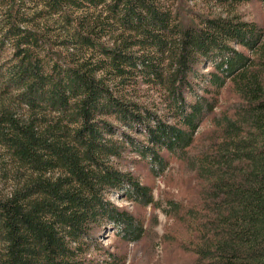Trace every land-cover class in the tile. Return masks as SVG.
Listing matches in <instances>:
<instances>
[{
    "label": "trees",
    "instance_id": "1",
    "mask_svg": "<svg viewBox=\"0 0 264 264\" xmlns=\"http://www.w3.org/2000/svg\"><path fill=\"white\" fill-rule=\"evenodd\" d=\"M197 1L0 0V264H116L96 236L145 229L113 194L184 218L197 264H264V29L235 14L250 0H201L217 18L189 16ZM226 87L236 102L213 117ZM162 152L197 208L161 207L118 168L134 155L162 176Z\"/></svg>",
    "mask_w": 264,
    "mask_h": 264
},
{
    "label": "rangeland",
    "instance_id": "2",
    "mask_svg": "<svg viewBox=\"0 0 264 264\" xmlns=\"http://www.w3.org/2000/svg\"><path fill=\"white\" fill-rule=\"evenodd\" d=\"M187 9L191 12L189 16L195 13L201 17H225L221 8L201 0L188 4ZM235 14L242 21L254 23L264 29V4L257 0L241 4L237 7ZM208 69L205 68L203 71H208ZM147 97H149L147 102L159 104L157 95L150 93ZM217 99L218 104L213 117L230 110L236 102V97L229 91V87L222 90ZM139 103H144V100H140ZM212 119V117L207 118L201 123L195 134L196 143L201 145L208 136L213 128ZM161 155L167 159L168 168L159 177L151 175L145 163L134 155H129L126 161L119 164L118 168L130 173L141 185L149 187L154 201L161 207L164 208L167 201H174L186 210L197 208L200 203L199 188L194 175L188 172L185 164L169 157L165 152ZM109 200L120 210L140 220L145 229L144 236L136 244L125 243L117 239L110 230L96 236L97 242L106 252L115 256L116 264H197L195 257L188 250L194 234L187 228L184 218L166 216L159 208L133 205L123 198L122 194H113ZM87 259L98 264H105L104 261H108L96 252H90Z\"/></svg>",
    "mask_w": 264,
    "mask_h": 264
}]
</instances>
